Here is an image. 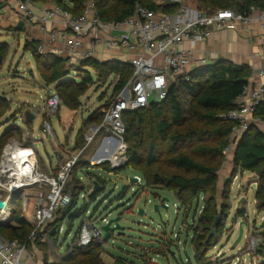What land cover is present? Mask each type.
Returning <instances> with one entry per match:
<instances>
[{
	"label": "rangeland",
	"instance_id": "374dc122",
	"mask_svg": "<svg viewBox=\"0 0 264 264\" xmlns=\"http://www.w3.org/2000/svg\"><path fill=\"white\" fill-rule=\"evenodd\" d=\"M28 1V4L35 6L42 3L41 5L46 8L54 5L58 0ZM87 1L89 0H86V3ZM155 1L158 4H165L172 0ZM63 2L75 6L71 3L72 0H63ZM177 2L183 6L191 5L192 8H197L196 0H177ZM7 6H9L8 0H0V9ZM13 12V18L20 19L17 12L15 10ZM8 18L7 14L0 13V28L3 30L6 27L5 30L0 31L2 35L0 41H5L9 45L5 62L0 69V95L7 99V104L0 111L2 114L0 116V138L7 132L4 143L16 141L32 146L37 154L40 167L48 172L50 162L52 165L57 163L58 159H61L60 155L62 159L66 160L70 155L79 152L82 143H76V139L81 129L82 138H84V134L91 126L99 125L102 122L104 109L107 107L108 100L115 94L114 87L120 74L113 73L109 77H97L95 71L89 69L94 76V82L79 97L80 104L77 108L70 109L63 104V101L61 102L57 115L52 116L54 131L47 136L41 130L45 111L44 99L49 90L56 89V83L48 84L44 81L33 54L26 50V41L34 39L37 29L25 27L20 33L16 29L17 22L11 20L12 22L7 23ZM44 44L45 42L41 41L38 46ZM60 55L65 60L69 57L68 52L64 49L60 51ZM80 62L72 58L66 61L62 67L68 72V77L65 80H80L79 77L83 74ZM125 71L129 72L130 69H125ZM163 110L168 113L166 108ZM27 111L32 112L34 116L29 122L25 119ZM94 112L100 114V120L88 123V117ZM144 112V123L139 128L140 136L135 137L130 133L129 137L125 138L126 148L130 147L125 152L130 154L131 150H136L139 154H145L152 144L156 148L158 159L164 160L170 152L169 140L157 134L153 111L148 108ZM103 134L95 135L93 142L82 153L83 155L79 158L81 162L78 165L83 166L77 168L81 172L77 175V169H75L68 186L69 190H72L75 184L88 189L93 185L97 176L103 175L108 178L103 184V191L95 200L86 198L88 213L74 217L71 230L70 220L65 219L59 229L57 242L51 240V227H45L41 235L29 242L27 259L33 260L39 256L44 264H69L65 259L70 255L71 250H75V246H78L74 244L73 240L85 217L94 214V218H98L97 225L102 227L104 225L101 220L103 217L107 216L110 219L120 214V224L125 227L124 230L122 232L115 230L108 240L103 237L95 244L97 247L95 252L99 253L104 264H114L119 258L125 259L126 264H197L195 259L197 244H202L201 253H206L205 257L214 264H260L264 260V238L255 249L248 248L251 240L250 235L261 236L264 234L261 229L264 215H261L258 209L254 210L253 205L255 188L258 186L256 175L253 179L248 172H239L241 173L239 180L232 184L235 177L233 176V165L232 172L225 179L224 186V190L230 188L229 198L226 199L230 205L229 214L225 222L221 218L223 223L217 227V236L211 240V248L208 250V246L204 244L207 235H204L202 228L198 227L200 213L198 216V212L194 209L195 202L182 206L170 190L146 189L143 175L127 167L128 165L120 168L121 170H113L109 163L97 165L94 161L92 163L86 161L94 154H106L103 153ZM227 160H229L228 156L221 159L220 172ZM85 161L87 163L84 164ZM136 175L141 177L142 182L130 181V177H136ZM77 178L80 179L79 183H76ZM247 180L249 183L246 184ZM238 184L241 189L237 195ZM223 195L217 194L216 196L219 206L223 203ZM241 195L245 198L241 205L247 207L250 217L235 216ZM162 198L168 199L165 202L167 207L160 206L159 211H155L154 204L161 202ZM84 202L85 200L80 197L77 208H80ZM14 204L19 206L20 198ZM175 204L178 205V209L175 208ZM140 208L145 211L143 215L139 214ZM28 209L32 210L31 207ZM16 210L23 214L19 208ZM29 210H26V216L29 215ZM196 216L198 217L196 218ZM61 217L62 213H59L58 218ZM242 220L244 221L243 238L233 247L238 236L239 222ZM192 236L194 237L192 238ZM76 260L78 259H74L72 263Z\"/></svg>",
	"mask_w": 264,
	"mask_h": 264
},
{
	"label": "built area",
	"instance_id": "2783aa9c",
	"mask_svg": "<svg viewBox=\"0 0 264 264\" xmlns=\"http://www.w3.org/2000/svg\"><path fill=\"white\" fill-rule=\"evenodd\" d=\"M18 10L24 22L38 24L41 30L48 34L50 41L63 42L69 54L67 60L72 58L83 61L95 58L100 45L108 50L125 48L131 55L129 64L133 73L127 84L104 109L102 122L91 126L84 134L79 152L57 163L50 171H44L40 167L32 146L16 141L5 143L0 155V199L6 200L7 207L1 209L0 213L10 214L13 210L11 193L15 189H23L20 194L23 210L29 206L30 198H34V203L32 232L26 244L0 235V264H25L29 242L55 220L58 210L71 203L72 194L68 190L70 178L79 167V158L93 142L95 135L104 133L102 143L103 153L106 154H94L86 161H94L97 165L109 163L114 169L125 164L128 158L125 152L126 128L123 114L143 109L152 101L163 100L176 77L184 76L188 72V67L194 60L192 47L218 30L250 22L253 18L250 14L252 11L257 12L256 19L260 21L264 31V10L256 7H251L248 12L243 13L230 8L209 12L184 7L176 13H167L138 5L132 16L121 21L103 20L98 15L95 0L87 1L80 14H73L55 4L45 9L41 15H36L28 2L23 0L18 1ZM49 23L61 26L59 29H47ZM185 42L190 44V48L183 47ZM260 50L264 52V45ZM38 51L42 54L48 52L60 55V50L56 48L50 49L49 52L45 44L39 45ZM201 63L206 64V58H201ZM251 76L258 77L259 81H249L236 99L235 107L223 115L234 122L224 151L226 155L235 148L237 138L252 124L264 126V119L255 115L257 108L264 102V65L254 70ZM61 102L57 92L54 89L49 90L44 99L45 111L41 125L42 133L47 136L54 131L52 116L57 115ZM80 172L81 170H76L77 175ZM101 177L108 179L103 175ZM136 177L139 183L142 182L140 176ZM237 178L238 174L234 180ZM93 187L94 183L82 192L80 197L88 198ZM197 204L196 211L199 216V213L204 211L203 195ZM174 206L178 209V205ZM97 219L91 214L82 220L77 234L78 245L88 246L94 240L103 239L104 231L97 225ZM101 220L106 224L109 218L105 216ZM250 237V250L258 247L263 240L262 236L258 235Z\"/></svg>",
	"mask_w": 264,
	"mask_h": 264
},
{
	"label": "trees",
	"instance_id": "16d2710c",
	"mask_svg": "<svg viewBox=\"0 0 264 264\" xmlns=\"http://www.w3.org/2000/svg\"><path fill=\"white\" fill-rule=\"evenodd\" d=\"M35 1L37 0H32V2ZM95 2L98 15L107 21H121L132 16L138 5L153 11L167 13H176L181 7V4L175 1L165 4H158L155 0H95ZM196 2L197 9L200 11L210 12L216 9L234 8L237 12L243 13L248 12L251 7L264 10V0H196ZM71 3L75 6H70L63 0H58L55 4L68 9L73 14H80L86 0H72ZM39 42L36 39L27 40L26 50L33 54L44 81L48 84L56 83L54 90L63 104L70 109L77 108L80 104L79 97L95 80L89 69L95 71L97 77H109L113 73L120 74L112 98L132 76L133 69L129 62L121 63L114 60L101 62L91 58L80 62V67L83 69V74L79 77L80 80H65L68 77V72L62 67L67 60L56 54L39 53L37 50ZM8 48L7 42L0 41V69L5 62ZM125 69H130V71L126 72ZM250 76L251 69L248 65H237L219 59L190 70L184 76H177L175 81L170 84L167 96L163 100L152 101L143 109L127 111L123 114L126 128L125 141L130 133L135 137L140 136L139 128L144 123V111L148 108L153 111L157 134L169 140L170 152L167 158L159 160L156 148L152 144L145 154L131 150L130 154H127V167L143 175L146 189L170 190L182 206L195 202L194 209H196L200 196H204V211L199 216L198 227H201L203 234L207 235L204 244L208 246V250L211 248L210 242L213 240L209 234L215 226L217 215H220L225 222L230 210V205L226 202V199L229 198L230 188H225L224 200L220 206L216 201L219 165L221 159L226 156L225 147L228 145L234 125V122L224 118L223 115L235 107L236 99L249 82ZM111 99L108 100L106 106ZM6 104L7 99L0 95V111ZM164 108L168 113L163 110ZM255 115L264 119V102L257 108ZM100 118V114L94 112L88 117L87 122H96ZM81 130L76 143L83 144ZM7 134L6 132L0 138V155ZM125 143L127 145L126 141ZM236 144L233 176L239 172H251L257 176L258 186L255 191V199L257 209L264 211V134L258 127L251 125L242 136L237 138ZM127 149L130 147L127 146ZM85 163L87 162L85 161ZM78 166L82 168L83 165ZM113 170L121 169L113 168ZM94 181L102 185L106 183V180L100 176H97ZM79 182L80 179L77 178L76 183ZM86 190L78 184L69 190L72 194L71 203L58 210L55 220L46 226L47 228L51 227L52 231L53 228H56L55 232L50 235L51 240L58 241L59 229L66 218L70 220L71 230L74 217L81 216L88 211L86 199H84V204L77 208L80 195ZM99 194L100 192L89 195L88 198L95 200ZM159 197L161 198V196ZM17 208L19 206L13 209V221L17 226L0 225V235L8 239H17L26 244L32 232V225L21 217ZM59 213H62L61 218H58ZM246 213L245 205H240L235 216L245 217ZM222 223L220 222L219 225ZM42 231L41 233H43ZM73 241L78 245L77 236ZM95 244L94 240L88 246H75L76 249L71 250L72 252L65 261L69 264H104L99 253L95 252L97 248ZM201 245L197 244L196 247L197 264H214L205 257L206 253H201ZM68 247L70 249V246ZM74 259L78 260L72 263ZM114 264H126V262L125 259L119 258ZM260 264H264V260Z\"/></svg>",
	"mask_w": 264,
	"mask_h": 264
},
{
	"label": "crops",
	"instance_id": "0c3cea01",
	"mask_svg": "<svg viewBox=\"0 0 264 264\" xmlns=\"http://www.w3.org/2000/svg\"><path fill=\"white\" fill-rule=\"evenodd\" d=\"M18 1L19 0H8L9 6L0 9L1 14H3V15L7 14L9 16V18L7 19V23L12 20V21H16L17 24L22 22L23 24L21 27H23V29L25 27L26 28L33 27V29H37V34L35 35L34 39L39 40L40 42L41 41L45 42L46 48L49 52H50V49H55V48L60 50V51L63 49L65 50V46H64L63 42H61V41H54V42L50 41L48 39L49 38L48 34L45 31L41 30V28L38 24H28L26 21L24 22L22 20L21 14L18 10ZM23 1L29 2L28 0H23ZM172 1H174V0H172ZM175 2H177V0ZM41 4L42 3H38V4H36V6L29 4V6L36 13V15H41L45 9L53 6V5H51V6L45 8ZM181 7L200 11L197 8H192L191 5H188V6L181 5ZM14 10L17 12L20 19H17L15 17L13 18V13H14L13 11ZM234 10H236V9H234ZM250 14L253 17L250 22L239 23L234 27H227V28L218 30L212 36L206 38L203 42H200L195 47H192L191 49L193 52L194 60L191 63V65L188 67V71L193 70L199 66H202L203 64L201 63V58H206V63H211V62H214L216 60L223 59V60H226L228 62H231L233 64H237V65L246 64L250 67L251 74H252V72H254V70L263 66L264 65V52L260 50V47L262 45H264V31L261 28L260 21H258L256 19L257 12L252 11V12H250ZM60 26H61V24H59V26H56L53 23H49V24H47L46 28L47 29H53V28L59 29ZM21 27L18 28V26H17L16 29L20 31ZM5 29H6V27H5ZM5 29H3V30H5ZM3 30L0 28V31H3ZM21 32H23V31L21 30L20 33ZM1 36L2 35L0 32V37ZM183 47L190 48V44L188 42H185L183 44ZM59 56H61V55H59ZM130 56H131L130 53L125 48H114L112 50H108L103 45H100L98 48V53L95 56V59L99 60L101 62H108V61L114 60V61H118V62L123 63V62H129ZM249 81H255L256 82V81H259V78L250 76ZM33 118H34V116H33ZM252 125L258 127L264 134V126L263 125H259V124H252ZM234 149L229 154L226 155V156H228L229 160L226 161L221 172L220 171L218 172V192H217V194H219V196L223 195L224 186H225V179L232 172V169H233ZM59 158H61V159L60 160L58 159L57 163H61L62 161H64V159H62L61 155L59 156ZM57 163L52 165V162H50L49 171L51 170L52 167L54 168ZM248 174L250 175L251 178L253 177V179H255L254 173L248 172ZM240 175H241V173H238V178H240ZM238 178L236 180H234V182L239 180ZM247 183H249V180L246 181V184ZM251 184L253 185V183H251ZM239 185L240 184H238L237 195L240 193V189H241V187ZM255 191H256V188H255ZM242 194H243V192H242ZM18 198H20L19 208L23 212V214H21V217L23 219H25L29 224H31L32 217H33L34 198L33 197L30 198L29 206L27 207V209H24V210L21 208V197H20V195L15 200H13L12 202L14 204ZM240 198H243V196L241 195ZM253 205H254V210H257L255 193H254ZM17 206H15V204H14L13 209H15ZM30 207L32 208V210L28 209ZM26 210L30 211L28 216H26V213H27ZM246 211H247L246 216L250 217V213H249L247 207H246ZM260 212H261V215H264V211H260ZM10 215H12V220L10 221L9 225L17 226V224L13 221V210L10 212V214H6V212L0 213V220L7 219ZM262 226H261V229H262V231H264V219L262 221ZM261 236H262V238H264V234ZM25 264H44V263H43V260L41 259V257L39 258V256H37L33 260L26 259Z\"/></svg>",
	"mask_w": 264,
	"mask_h": 264
},
{
	"label": "water",
	"instance_id": "95a60500",
	"mask_svg": "<svg viewBox=\"0 0 264 264\" xmlns=\"http://www.w3.org/2000/svg\"><path fill=\"white\" fill-rule=\"evenodd\" d=\"M22 22H20L18 24V28H20L22 26ZM170 89V87L168 88V90ZM25 119L27 122L31 121L33 119V114L32 112L30 111H27L26 114H25ZM245 132V131H244ZM244 132L241 134V136L244 134ZM236 147H237V144L235 146V150H234V155H235V151H236ZM128 164V160H126L125 164L122 165V166H119L117 167L116 169H120V168H123L125 166H127ZM130 181L131 182H136L137 181V177H130ZM23 189L20 188V189H15L14 191H12L11 193V200H15L21 193H22ZM103 191V186L100 185L98 182L94 181V187L93 189L91 190L90 194L89 195H94L96 193H99ZM245 198H241L238 203H237V207H236V210H235V215L236 213L238 212L239 208H240V205H241V202L244 200ZM168 199L167 198H162L161 199V202L157 203V204H154V210L155 211H159V208L160 206L162 207H167V205L165 204V202L167 201ZM7 207V204H6V200L5 199H0V210L3 209V208H6ZM144 209L143 208H140L139 209V214L140 215H143L144 214ZM12 220V215H10L7 219H4V220H0V225H9L10 221ZM120 220H121V215L118 214L117 216L115 217H111L108 222L106 224H104L102 226V230L104 231V239L105 240H108L112 234V232H114L115 230H119V231H123L124 230V226H122L120 224ZM221 222V216L220 215H217L216 219H215V226L211 229V232L209 234V237H216L217 236V227L218 225L220 224ZM112 224H114V226H112ZM244 221H240L239 222V230H238V236L233 244V247H235L243 238V234H244ZM55 230L52 231V234L54 233ZM174 254V253H172Z\"/></svg>",
	"mask_w": 264,
	"mask_h": 264
}]
</instances>
